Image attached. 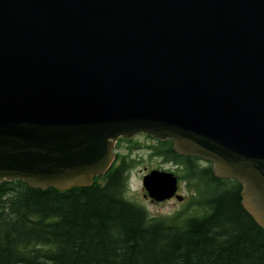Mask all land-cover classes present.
<instances>
[{
  "label": "water",
  "instance_id": "water-1",
  "mask_svg": "<svg viewBox=\"0 0 264 264\" xmlns=\"http://www.w3.org/2000/svg\"><path fill=\"white\" fill-rule=\"evenodd\" d=\"M139 133L239 181L264 229V0H0V182L89 186ZM142 186L182 199L173 171Z\"/></svg>",
  "mask_w": 264,
  "mask_h": 264
},
{
  "label": "trees",
  "instance_id": "trees-1",
  "mask_svg": "<svg viewBox=\"0 0 264 264\" xmlns=\"http://www.w3.org/2000/svg\"><path fill=\"white\" fill-rule=\"evenodd\" d=\"M136 146L86 187L1 181L0 264H264V229L243 207L239 181L157 139L151 155L173 163L193 194L184 214L150 215L126 196Z\"/></svg>",
  "mask_w": 264,
  "mask_h": 264
},
{
  "label": "rangeland",
  "instance_id": "rangeland-1",
  "mask_svg": "<svg viewBox=\"0 0 264 264\" xmlns=\"http://www.w3.org/2000/svg\"><path fill=\"white\" fill-rule=\"evenodd\" d=\"M136 135L137 134L132 136V138H134L133 141L124 142L122 146L118 148L120 152H126V145L137 144L138 147L134 148L130 153V158H134L136 162H133V167L129 172L126 196L142 204L149 214L153 216L165 218L177 213H186L188 202L193 194V189H189L184 182L178 181V193L182 195L181 200L169 198L157 203L156 201H150L149 198H144L143 194L145 190L142 186V176L151 169L175 171V165L171 162L162 160L159 156L151 155L150 147L156 143L155 140L146 139L145 137L136 138Z\"/></svg>",
  "mask_w": 264,
  "mask_h": 264
},
{
  "label": "flooded vegetation",
  "instance_id": "flooded-vegetation-1",
  "mask_svg": "<svg viewBox=\"0 0 264 264\" xmlns=\"http://www.w3.org/2000/svg\"><path fill=\"white\" fill-rule=\"evenodd\" d=\"M134 136H135V135H134ZM139 137H145L146 139L155 140V142H157L156 139H154V138H152V137H150V136H148V135H146V134H142V133H141V134H137V135H136V138H139ZM133 139H134V138L131 137V138H129L128 140H127V139H126V140H127V142H128V141H133ZM117 141H118V140H117ZM138 142H139V141H138ZM177 193H178V191H177ZM143 196H144V198H149V197H146L145 194H143ZM174 198H175V196H173V197L170 198V199H174ZM149 199H150V198H149ZM150 201H152V200L150 199ZM152 202H153V201H152ZM157 203H159V202H157Z\"/></svg>",
  "mask_w": 264,
  "mask_h": 264
}]
</instances>
